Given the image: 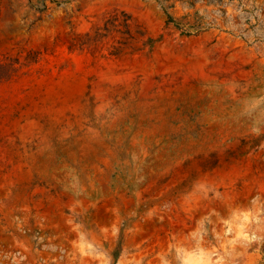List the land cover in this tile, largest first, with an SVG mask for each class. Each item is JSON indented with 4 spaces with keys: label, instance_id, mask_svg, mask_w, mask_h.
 I'll return each instance as SVG.
<instances>
[{
    "label": "rangeland",
    "instance_id": "1",
    "mask_svg": "<svg viewBox=\"0 0 264 264\" xmlns=\"http://www.w3.org/2000/svg\"><path fill=\"white\" fill-rule=\"evenodd\" d=\"M0 264H264V0H0Z\"/></svg>",
    "mask_w": 264,
    "mask_h": 264
}]
</instances>
